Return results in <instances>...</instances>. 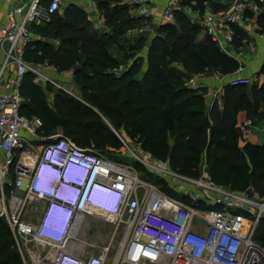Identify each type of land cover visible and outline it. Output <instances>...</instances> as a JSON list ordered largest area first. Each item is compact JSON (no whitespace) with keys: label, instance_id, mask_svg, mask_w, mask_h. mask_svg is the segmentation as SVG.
Wrapping results in <instances>:
<instances>
[{"label":"built area","instance_id":"built-area-1","mask_svg":"<svg viewBox=\"0 0 264 264\" xmlns=\"http://www.w3.org/2000/svg\"><path fill=\"white\" fill-rule=\"evenodd\" d=\"M119 3L132 17L145 21L130 28L127 38L156 35L155 15L148 5L141 0ZM87 5L94 28L103 29L104 13L97 2L87 0ZM63 9V0L21 1L10 7L0 28V216L8 222L23 264L70 260L65 248L92 213L107 221L112 232L99 255L82 259L81 264H264V246L254 240L264 218V197L253 186L236 191L221 185L208 176L205 164L199 176L184 175L140 142L132 145L117 135L137 165L121 163L102 151L79 148L66 138L43 137L39 133L42 120L21 114L24 98L20 88L27 73L33 74L38 86L51 84L64 90L45 72H57L53 66L31 64L24 57L33 39L31 25L49 23ZM177 11L238 62L231 74H211L219 84L216 96L225 87L250 86L261 79V74L246 75L245 51L235 50L234 44L238 30L247 36L255 31L264 15V0H237L220 11L182 8L178 0H169L161 22H175ZM128 69L121 64L112 72L120 77ZM205 76H190L185 86L202 88ZM240 131L243 141L252 139L253 120H244ZM67 167L73 184L61 195L67 204L74 202L73 207L53 204L59 199L58 182ZM92 175L102 190L88 192L78 209L83 186ZM81 182L84 185L79 187ZM40 202H45V208L38 222L26 221V208ZM47 215L50 221L44 225ZM64 224L69 226L67 233L62 230Z\"/></svg>","mask_w":264,"mask_h":264},{"label":"trees","instance_id":"trees-1","mask_svg":"<svg viewBox=\"0 0 264 264\" xmlns=\"http://www.w3.org/2000/svg\"><path fill=\"white\" fill-rule=\"evenodd\" d=\"M95 1L109 33L92 30L87 12L71 5L49 23L31 25L33 39L24 56L31 64L48 62L59 74L72 70L81 98L51 84L42 89L27 73L20 88L21 114L42 120L43 137L58 133L79 148H93L119 160L125 147L118 132L126 141L140 142L156 157L168 160L184 175L199 176L205 164L208 176L217 183L236 191L253 186L264 197V144L239 145L243 140L238 114L245 109L249 86L225 87L222 106L217 101L209 105L202 88L185 86L186 78L196 74H231L238 62L208 37L198 40L202 29L182 12L175 13V24L159 25L152 40H130L127 31L145 21L132 17L120 0ZM178 1L182 8L203 11L208 0ZM110 44L113 49L124 44L136 51L147 46L145 72L137 66V58L127 72L116 76L111 71L116 65ZM254 240L264 246V218ZM0 264H23L8 222L1 216Z\"/></svg>","mask_w":264,"mask_h":264},{"label":"crops","instance_id":"crops-1","mask_svg":"<svg viewBox=\"0 0 264 264\" xmlns=\"http://www.w3.org/2000/svg\"><path fill=\"white\" fill-rule=\"evenodd\" d=\"M21 1L26 0H0V28L6 22V14L10 7ZM141 1L148 5V7L154 13L155 26L158 27L159 25H161V21L163 20L161 17L162 12L166 8L169 0ZM235 1L237 0H208L205 3L204 9L214 11L224 10ZM65 2H69V6L73 4L82 5V8L85 9L87 13L91 12V9L87 5V0H63V3ZM63 8L64 12L66 4H63ZM63 12L61 14H63ZM91 14L93 15V13ZM104 21L105 23L103 25V29H97V31L109 33L110 28L106 23L105 16ZM91 24L92 26L94 25L93 22ZM205 37H207V35L205 34V32L201 31L198 40H202ZM55 44L57 46L59 42L56 41ZM234 48L237 51H239L240 49L245 51L246 55L244 56V59L242 61L246 66V75L254 76L261 74V79L249 86V90L247 91V98L244 102L245 109L238 114V124H241L246 119H250V117H254L256 120H253V123L255 125V136L247 142L255 145H262L264 144V15L260 17L255 31L252 32V34H250L249 36H247L240 30L237 31ZM144 59V64H146V57ZM1 61L2 55L0 54V63ZM176 68L178 70L184 71L182 65H176ZM145 70L146 65L143 66L142 73H144ZM58 75L62 76L63 74L58 73ZM205 77L206 79L203 81L202 89L205 91L208 104L213 105V102L217 101L219 106H222L224 102L223 96L225 93V89L220 96H216L215 89L217 86H219V84L211 77V74H206ZM40 87L42 89H45L46 85H42ZM255 107L257 111L256 115H254ZM247 142L240 141V147L243 148ZM44 208L45 206L43 207V209ZM111 232L112 226L107 221L98 217L87 216L86 220L81 226V229L78 232V237L71 240L67 244L65 250L72 256L79 259H87L90 257L98 256L101 248L105 247L108 243Z\"/></svg>","mask_w":264,"mask_h":264},{"label":"rangeland","instance_id":"rangeland-1","mask_svg":"<svg viewBox=\"0 0 264 264\" xmlns=\"http://www.w3.org/2000/svg\"><path fill=\"white\" fill-rule=\"evenodd\" d=\"M63 4H66V7L69 6V2H67V3L65 2ZM73 6L78 7V8L83 10L82 5L73 4ZM86 17H87L88 22L91 24L92 23V19H93V15L91 14V12L86 13ZM165 24H175V22H173V23H167L166 22V23H162L161 25H165ZM91 29L92 30H96V29H94V26H92V24H91ZM156 29H157V27H156ZM164 34L161 35L162 38L163 37H164V39L167 38L168 41H170V42H172L174 40V38H172L171 36L166 37V36H164ZM156 36H157V33L153 37L146 36L145 38H147L148 40H152ZM130 40H132V39H130ZM133 40H135V39H133ZM139 45L140 44L137 43L134 46H139ZM146 47L147 46L141 47L140 49H138L136 51L135 49H132V48L130 49V47L128 45H124V44L123 45L121 44V46L118 45V48L113 49L112 44H110L109 45V48H110L109 52H110V54H112L111 56H113V58H114L113 60L115 61V65H116L114 68L118 67L121 64H126L130 68V65L133 64L135 59L138 58V60H140V62L137 63L138 64L137 66H142V70H143V66L146 65V64H144V62H145L144 58L146 57V54H147V48ZM113 69L111 71H113ZM45 72H46V74L50 75L51 78L53 80H55V82L58 85L63 87L64 90H66V92L81 98V92L79 91V88L77 87V85L73 81V73L70 76H67L65 74L66 72H63L62 73L63 75L61 76V75H58V73H54L53 71H45ZM53 86H54L55 89L59 88L57 85H53ZM52 97H53V94L49 93V98H52ZM115 133H116V135H120L118 132H115ZM56 137H59L58 133H57V135L53 136V138H56ZM129 142L132 143V145H133L136 141L135 140H131ZM118 159L119 160H116V161H120L121 163L129 164V165H132V166H136L137 165L135 160L133 158L129 157L127 155V153H124V154L120 155V157H118ZM142 175H143V173H142ZM156 182L161 184V182L159 180H157ZM44 206H45V202L35 203V204H31L30 206H28L26 208L25 212H24L25 220L28 221V222H32V223H37L38 219L41 217V212H42V209H43ZM116 243H117V241H116ZM43 264H45V263H43Z\"/></svg>","mask_w":264,"mask_h":264},{"label":"clouds","instance_id":"clouds-1","mask_svg":"<svg viewBox=\"0 0 264 264\" xmlns=\"http://www.w3.org/2000/svg\"><path fill=\"white\" fill-rule=\"evenodd\" d=\"M72 184H73V180L68 174V167H67V168H65L63 174L59 178L58 192L56 194V196H59V199H57L56 201H53V204L56 202L59 205H67L69 207H73V205L75 203L73 202L72 204H67L66 201H64L63 196L61 195L63 192L68 190L71 187ZM83 185H84L83 182L79 183V187H82ZM117 188H118V186H117ZM94 189H98L100 192L102 190L101 185H99L98 183H94V176L92 175L87 180L85 185L83 186L82 196H81L80 202H79V204L77 206L78 209H81L83 207L84 200H85V197H86L87 193L88 192H92ZM87 216H94V217L100 218L98 216V214H96V213L88 214ZM49 218H50V216L47 215L45 220H44V225L49 224V221H50ZM68 229H69V226L64 224L63 227H62L63 232L67 233ZM70 257H69L70 260H65L63 264H81V260L82 259L79 260V258L77 259L76 257H74L72 255Z\"/></svg>","mask_w":264,"mask_h":264},{"label":"water","instance_id":"water-1","mask_svg":"<svg viewBox=\"0 0 264 264\" xmlns=\"http://www.w3.org/2000/svg\"><path fill=\"white\" fill-rule=\"evenodd\" d=\"M72 95V94H71Z\"/></svg>","mask_w":264,"mask_h":264}]
</instances>
